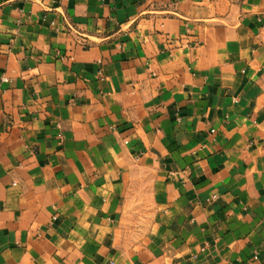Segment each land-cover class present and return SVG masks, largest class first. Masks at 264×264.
Segmentation results:
<instances>
[{
  "label": "crops",
  "instance_id": "crops-1",
  "mask_svg": "<svg viewBox=\"0 0 264 264\" xmlns=\"http://www.w3.org/2000/svg\"><path fill=\"white\" fill-rule=\"evenodd\" d=\"M0 264H264V0H0Z\"/></svg>",
  "mask_w": 264,
  "mask_h": 264
}]
</instances>
